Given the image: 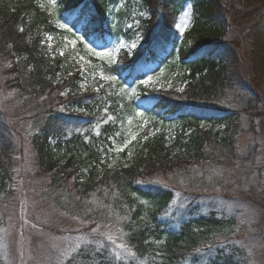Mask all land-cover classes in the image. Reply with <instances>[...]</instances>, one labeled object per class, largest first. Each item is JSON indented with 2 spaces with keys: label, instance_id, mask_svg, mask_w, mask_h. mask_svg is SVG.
<instances>
[{
  "label": "trees",
  "instance_id": "16d2710c",
  "mask_svg": "<svg viewBox=\"0 0 264 264\" xmlns=\"http://www.w3.org/2000/svg\"><path fill=\"white\" fill-rule=\"evenodd\" d=\"M120 1L56 0L53 7L49 0H0V88L22 109L14 116L0 105V229L17 213L9 205L20 154L14 121L29 137L39 173L49 177L53 207L98 227L99 235L113 227L136 253L115 260L102 235L104 247L90 241L63 264H252L238 233L248 225L242 215L253 213L264 191L257 164L264 102L246 81L241 53L229 49L227 32L228 16L260 23L264 8L249 13L232 0H137L124 28L121 19L130 14L115 13ZM187 4L192 31L179 38L175 25ZM119 34L135 47L121 49L105 67L118 87L140 83L172 59L165 70L177 73L183 89H142L124 107L139 106L158 121H182L189 129L138 139L127 165L101 169L89 142L114 134L120 96L108 84L98 91L84 85L80 71L70 74L74 59L64 47L72 35L100 50ZM249 70L264 85V69L254 63ZM240 135L252 137L242 149ZM252 238L259 234L245 241Z\"/></svg>",
  "mask_w": 264,
  "mask_h": 264
},
{
  "label": "rangeland",
  "instance_id": "374dc122",
  "mask_svg": "<svg viewBox=\"0 0 264 264\" xmlns=\"http://www.w3.org/2000/svg\"><path fill=\"white\" fill-rule=\"evenodd\" d=\"M232 2L241 7V10H246L249 13L256 6L264 8V0H232ZM187 6L184 11L189 10ZM136 11L137 0H121L116 7L115 13L119 12L120 14L124 12L130 14L129 19L124 17L121 19L122 23L124 21L128 23L134 18ZM190 11L191 16L188 19V26L183 31H181L185 21L183 13L177 19L175 29L179 33V38L182 35H191L189 33L192 31V8ZM139 15L143 18L147 17L144 12H140ZM228 17L231 19L230 23L232 27L230 29L232 31L227 32L229 49L236 54L238 52L241 53V60L244 64L243 73L246 81L260 95L264 102V85L255 80L252 72L249 70V66L254 63L259 68L264 69V19L260 23H255L251 20L239 23L241 19L238 17H233L232 15ZM118 19V16L115 17L112 25L119 23L117 22ZM126 23L122 24L124 28H126ZM73 40L76 41L75 46L70 43ZM132 45V41L126 42L124 37L119 34L104 49L100 51L95 50L96 52H112V62H109L107 59L101 60L98 56L88 52L85 46H81L78 38L72 35L70 38H67V44L64 47L65 50L66 48L70 50L74 59V63L71 65L69 71L70 74L80 71L84 76V85L90 86L94 84L95 87L97 86L96 89H98L108 84L120 96L116 104L120 113L118 114L119 118L116 121L117 128L114 134L107 137V140L104 138L100 139L96 144L92 141H90L91 143L89 142V146L95 148L99 153L101 169L104 167L113 168L127 165L131 158V144L138 139H145V137L158 132H163L167 136H173L189 129L187 124L182 121H158L154 119V116L150 117L146 115L139 106H134L132 109L124 107L127 103L134 100L142 89H149L155 94L167 91H172L173 93L180 90L181 87L177 73L175 71L169 73V70H165V67H168L172 59L166 60L164 65L159 67V71L151 75L153 80L148 85L142 83L135 84L134 82L131 86L118 87L117 78L111 81L101 77V73L105 76L115 77L108 74L105 71V67L115 63L118 52L121 49L130 50ZM249 48L254 50L255 54L250 53ZM3 88H0L1 107L10 115L15 116L16 113H22L20 105L14 103L15 98L10 101L11 98L15 97L14 94L10 91L2 92ZM106 102L108 101L106 100ZM138 113H142L143 115H137ZM14 116L12 119H14ZM11 122L16 130L15 138L16 144L20 148V154L13 175L15 190L12 198L9 200V205L13 206V209H17V213L15 216H10L4 227L0 229V259L3 261V264H63L68 258L64 256V253L77 242L83 245L90 241L97 245L105 244L100 238L102 235H99L100 231H98V227L91 228L87 223L59 212L53 207L47 193L49 177L39 173L36 154L30 145L29 137L25 133L24 127L18 122ZM244 126H246V123H244ZM200 127L202 129H212L213 131L219 129L218 126L212 127L204 123H201ZM94 134L97 136V132ZM133 136H135V139H132ZM236 138L240 149L245 148L252 141V137L250 136L240 135ZM257 139L259 142L257 164L262 168V187L264 190V117L259 124ZM125 140H131V143L122 152L116 153L110 151L114 145L116 147L123 145ZM84 172H87V170H84ZM227 207L231 209V207ZM242 219L248 225L247 229L245 228L238 233L240 237L239 243L246 245L250 249L252 264H264V191L258 207L252 214L242 215ZM254 224L257 226V231L250 228V225ZM93 229H97V231L93 232ZM254 233L259 234L258 239L254 240L252 238L250 241H245V238L248 239V235ZM102 234H111L117 240V243L120 242L119 238H123V235L111 226L104 228ZM103 238L106 240L105 236ZM107 244L105 245L110 249L112 247L110 242L107 241Z\"/></svg>",
  "mask_w": 264,
  "mask_h": 264
},
{
  "label": "snow or ice",
  "instance_id": "6c2138e0",
  "mask_svg": "<svg viewBox=\"0 0 264 264\" xmlns=\"http://www.w3.org/2000/svg\"><path fill=\"white\" fill-rule=\"evenodd\" d=\"M50 4L55 7L56 5V0H49ZM189 10L184 11L183 12V16L185 18L184 21V25L183 28L181 29V31H183L184 28H187L188 26V19L191 16V5L187 6ZM61 28H66L68 31H71L70 28L67 27L66 24H61L59 25ZM20 31H23V28L20 29ZM49 39H51V37H49ZM70 43L75 46L76 41H70ZM86 49L88 52H91L93 55L98 56L101 60H105L107 59L109 62H112V57H113V53L110 51H101V52H96L93 48L89 47L88 45H85ZM132 47H135V44L132 45ZM61 55H63V52L60 53ZM81 59H83V57H81ZM101 77L105 80H111L114 81L116 79V77L113 76H105L103 73H101ZM153 80V77L149 76L146 80H142L141 83L148 85L150 84V82ZM99 89H97L98 91ZM181 91H183V89H180ZM123 91V89H122ZM135 91V90H133ZM66 93H62V95H65ZM137 115H143L142 113H138ZM109 120H111V117H108ZM129 123H131V121H129ZM147 138V137H145ZM132 139H135V136L132 137ZM131 143V140H125L123 145L116 147L115 145L113 146V148L110 149V151H114L116 153L122 152L124 150V148L127 147V145ZM109 167H111V165H109ZM142 203H147V201H141ZM97 231V229H93V232ZM105 236L106 240L108 242H110L111 244V248L109 249L110 254L112 255V257L119 261L124 259L125 257L127 258H132L135 259L136 258V253L135 251L132 249V247L126 243L123 238H119L120 242L117 243V240L113 238V236L111 234H102ZM162 243V242H161ZM84 247L83 244L77 242L75 245H72L69 247V249L64 253L65 257H69L72 253H78L82 248ZM104 247L103 244H99L98 248H102ZM141 264H144L143 261H141Z\"/></svg>",
  "mask_w": 264,
  "mask_h": 264
}]
</instances>
